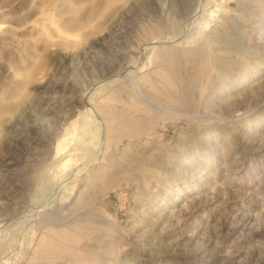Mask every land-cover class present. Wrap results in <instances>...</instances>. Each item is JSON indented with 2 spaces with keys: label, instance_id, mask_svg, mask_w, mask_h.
<instances>
[{
  "label": "rangeland",
  "instance_id": "374dc122",
  "mask_svg": "<svg viewBox=\"0 0 264 264\" xmlns=\"http://www.w3.org/2000/svg\"><path fill=\"white\" fill-rule=\"evenodd\" d=\"M0 264H264V0H0Z\"/></svg>",
  "mask_w": 264,
  "mask_h": 264
},
{
  "label": "bare ground",
  "instance_id": "6f19581e",
  "mask_svg": "<svg viewBox=\"0 0 264 264\" xmlns=\"http://www.w3.org/2000/svg\"><path fill=\"white\" fill-rule=\"evenodd\" d=\"M168 38V37H167ZM166 38V39H167ZM164 40H165V37H164ZM129 66V65H128ZM128 66H125L124 68L126 69V67L128 68ZM122 70V72H123V69H121ZM121 70H119V71H121ZM117 74H120L118 71L116 72ZM86 101H88V99H86ZM12 131V130H11ZM14 131V130H13ZM13 133V132H12ZM17 133L18 134H16V132L14 133V134H16V135H19V136H23V132L21 131H17ZM58 148L60 149L61 148V150H64V148L65 147H63L61 144H59V146H58ZM98 153V152H97ZM89 164V163H88Z\"/></svg>",
  "mask_w": 264,
  "mask_h": 264
}]
</instances>
